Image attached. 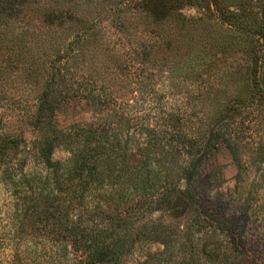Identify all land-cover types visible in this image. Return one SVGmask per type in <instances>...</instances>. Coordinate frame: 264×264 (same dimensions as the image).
Instances as JSON below:
<instances>
[{
	"label": "trees",
	"instance_id": "16d2710c",
	"mask_svg": "<svg viewBox=\"0 0 264 264\" xmlns=\"http://www.w3.org/2000/svg\"><path fill=\"white\" fill-rule=\"evenodd\" d=\"M128 3L144 23L0 0V264H125L140 242L162 250L132 264H264V0ZM81 102L89 116L61 119ZM17 112L29 143L8 130ZM222 152L226 192L208 172Z\"/></svg>",
	"mask_w": 264,
	"mask_h": 264
},
{
	"label": "rangeland",
	"instance_id": "374dc122",
	"mask_svg": "<svg viewBox=\"0 0 264 264\" xmlns=\"http://www.w3.org/2000/svg\"><path fill=\"white\" fill-rule=\"evenodd\" d=\"M92 4L90 7L84 8V12L80 13V15L84 16L86 20H91L95 17L96 9H98V12L102 10L103 8L107 7L108 5H119L121 7V10L119 11V14L121 17H126L129 20L137 21L139 24L144 23V18L141 15L135 14L132 11V4L128 3V0H91ZM129 4V5H128ZM96 8V9H95ZM88 9V10H86ZM92 13L89 14V13ZM97 13V12H96ZM188 14H194L192 10H187ZM88 17V18H87ZM37 91H28V94L24 100V103L22 106V109L24 110L25 114L31 115L33 114V111L35 109V96ZM87 107L83 102L81 103H72L67 105L61 115L64 121H69V119L76 117V116H89L87 115ZM21 112H17L14 114V116L11 118L8 127L9 131L12 132H21L23 131L22 136L24 137L26 143H29L33 138L32 128L26 125L25 121H27V117H22ZM67 157V153L62 148H57L53 152V160L56 161H63ZM28 166L29 168H39L35 165V163L32 161L31 158H28ZM220 169L222 172V179H221V188L220 190L223 192H226V190L231 189L233 186V178L235 175V168L232 165L229 156L227 153L222 152L218 155L216 158V161L213 163H210L208 167V172L211 173L212 171ZM6 193L4 189L0 187V261L6 260V255L8 253L9 249V243L7 241L8 233L6 228L4 227L5 221L3 220V213L5 210V202L6 200ZM162 247L160 245L156 244H150L145 242H140L136 244L129 254H127L123 258V262L125 264H132L137 263L141 261H146L148 258L151 257V259L159 258L157 257L158 254L161 252ZM34 261H30L33 264H75L72 261H50L48 256L43 255L42 253L38 254V256L34 257Z\"/></svg>",
	"mask_w": 264,
	"mask_h": 264
}]
</instances>
